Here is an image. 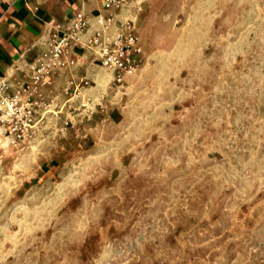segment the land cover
Wrapping results in <instances>:
<instances>
[{
	"label": "rangeland",
	"instance_id": "1",
	"mask_svg": "<svg viewBox=\"0 0 264 264\" xmlns=\"http://www.w3.org/2000/svg\"><path fill=\"white\" fill-rule=\"evenodd\" d=\"M142 1V69L0 144V264H264V0Z\"/></svg>",
	"mask_w": 264,
	"mask_h": 264
},
{
	"label": "built area",
	"instance_id": "2",
	"mask_svg": "<svg viewBox=\"0 0 264 264\" xmlns=\"http://www.w3.org/2000/svg\"><path fill=\"white\" fill-rule=\"evenodd\" d=\"M142 0H103L107 16L96 17L98 26L91 33L89 17L76 13L66 24L51 29L46 49L24 68L0 79V144L19 147L38 136L54 100L46 95L55 77L74 69L79 51L89 50L96 62L112 75L113 83L122 86L144 65V50L136 23L128 13L139 9ZM87 79L70 81L64 89L73 100L90 87Z\"/></svg>",
	"mask_w": 264,
	"mask_h": 264
},
{
	"label": "crops",
	"instance_id": "3",
	"mask_svg": "<svg viewBox=\"0 0 264 264\" xmlns=\"http://www.w3.org/2000/svg\"><path fill=\"white\" fill-rule=\"evenodd\" d=\"M89 17L91 33L98 28L96 17L107 16L103 0H0V79L7 78L31 62L47 47L51 29L66 25L76 13ZM83 79L104 86L112 81L89 50L79 51L78 65L55 77L54 86L46 93L55 100L70 81Z\"/></svg>",
	"mask_w": 264,
	"mask_h": 264
}]
</instances>
